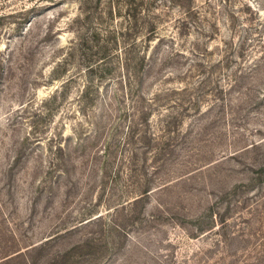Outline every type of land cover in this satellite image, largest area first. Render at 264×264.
Instances as JSON below:
<instances>
[{
	"label": "rangeland",
	"instance_id": "obj_1",
	"mask_svg": "<svg viewBox=\"0 0 264 264\" xmlns=\"http://www.w3.org/2000/svg\"><path fill=\"white\" fill-rule=\"evenodd\" d=\"M0 264H264V0H0Z\"/></svg>",
	"mask_w": 264,
	"mask_h": 264
},
{
	"label": "trees",
	"instance_id": "obj_2",
	"mask_svg": "<svg viewBox=\"0 0 264 264\" xmlns=\"http://www.w3.org/2000/svg\"><path fill=\"white\" fill-rule=\"evenodd\" d=\"M144 110H142V112H139V113H143L144 114V112H143ZM139 133V132H138ZM135 135H136V130H132L131 132H130V136H129V139H130V141H131V144H133L134 143V139H135ZM141 141L143 140V142H145L146 140H148L149 139V136H148V134L147 133H144V134H142L141 135ZM147 145V144H146ZM147 147H148V145H147ZM111 153L107 150V156H106V161L108 160V156L110 155ZM137 155V153L135 152V151H133L132 150V152H131V158H134L135 156ZM148 191L147 190H144L143 191V193H147ZM92 220V219H91ZM90 220H88V221H86L85 223H87V222H89Z\"/></svg>",
	"mask_w": 264,
	"mask_h": 264
}]
</instances>
